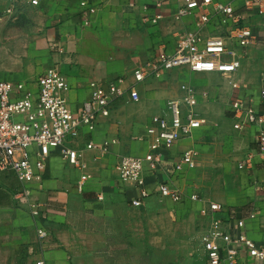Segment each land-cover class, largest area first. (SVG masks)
Instances as JSON below:
<instances>
[{"label": "crops", "instance_id": "0c3cea01", "mask_svg": "<svg viewBox=\"0 0 264 264\" xmlns=\"http://www.w3.org/2000/svg\"><path fill=\"white\" fill-rule=\"evenodd\" d=\"M160 1L163 19L144 32L137 24L138 16L146 14L145 5L151 9ZM78 2L46 0L34 7L29 0H16L14 11L7 15L9 3L0 0V81L32 84L47 68L57 66L70 85L68 103L76 110L89 99L91 81L108 82L122 76L127 84L132 83L131 72L138 64L172 54L178 33L192 29V18L180 23L171 20L176 9L171 0H135L136 7L132 10L125 7L124 1L102 0L91 27L83 28L78 25ZM154 12L151 9L147 14ZM251 26L253 43L240 54V69L233 76L224 78L182 70L164 72L159 78L136 86L138 103L130 102L127 96L119 99L109 118L100 120L92 134L82 130L77 149L83 152V161L92 175L82 192H77L76 184L83 173L67 166L58 156L52 157L40 176L25 186L31 202L37 203L41 211L39 224L48 232L42 244L45 264H159L143 260L140 248L139 259H128L126 246L112 244L115 235L119 236L117 226L127 222L128 211L138 209L131 205L138 196L137 188L120 183L114 165L121 156H143L147 152L146 144L133 138L145 134L150 119L166 101L178 96L181 84L194 86L192 82H215L208 89L213 94L211 104L220 108L227 104L224 109L228 113L214 122V131L222 133V141L228 135L231 143L225 156L212 161L237 172L236 179H230L229 197L208 200L224 207L225 213L220 216L224 219L247 220L252 215L253 219L246 223V235L257 245H264V162L257 155L258 127L244 125L241 130L234 129L238 120L229 101L237 93L241 100L251 101L255 109L264 111L259 95L264 87V18L252 20ZM52 42L61 47L60 55H52L48 49ZM190 74L192 77L187 76ZM231 82L238 85L237 91L231 88ZM206 94V99L200 98V106L208 102ZM200 130L175 144L169 159L176 160L189 149L196 151L194 140ZM105 139L118 141L105 156L84 149L90 140L100 145ZM196 153V164L200 165L201 157ZM187 176L179 177L175 185L189 196L188 190L192 188L187 184ZM155 183L156 179L149 177L147 188L153 191ZM22 189L12 171L0 172V264H33L39 257L36 225L29 216L25 198L20 195ZM151 198L158 197L152 195L141 205ZM196 207L200 212L202 206ZM200 226L201 230L207 226L202 214ZM183 264H207L204 252L197 261ZM239 264L257 263L244 252Z\"/></svg>", "mask_w": 264, "mask_h": 264}, {"label": "built area", "instance_id": "2783aa9c", "mask_svg": "<svg viewBox=\"0 0 264 264\" xmlns=\"http://www.w3.org/2000/svg\"><path fill=\"white\" fill-rule=\"evenodd\" d=\"M10 15L16 0H5ZM46 0H29V5L38 7ZM124 1L125 6L136 7L135 0ZM176 9L172 19L180 23L192 18V29L178 33L175 51L138 64L131 72L132 83L126 77H117L108 82L91 81L88 84L89 99L73 110L67 100L70 85L57 66L47 68L32 84L0 81V172L10 170L23 186L20 194L25 198L28 213L36 225L39 257L33 264H45L43 242L48 238L46 229L40 226L41 211L31 202L25 186L32 183L46 169L49 160L58 156L67 166L83 173L77 182V192L92 179L89 167L83 161V152L77 149L82 130L92 134L99 121L108 119L114 103L127 96L132 103L140 98L136 86L162 73L182 70L194 74H217L229 78L240 69L242 51L254 40L251 21L264 18V0H171ZM102 0H79L77 4L78 25L91 27L93 18L102 5ZM161 1L153 5L155 12L148 16L150 6H144V22L157 26L163 19ZM52 55H60L61 47L49 44ZM231 88L239 89L231 82ZM264 102V87L259 91ZM200 98L206 92L183 83L179 94L166 101L164 107L150 119V124L141 137L133 138L146 144L143 156H121L114 170L120 183L131 184L138 196L131 201L133 207L152 195L174 204L185 199L202 206L200 212L207 219V226L200 237V245L207 264H239L244 252L257 264H264V245H257L246 235V223L253 219L220 217L225 213L221 204L184 192L175 185L179 177L196 169L197 153L193 149L183 152L176 160L169 159L172 147L181 140L191 138L205 121L199 116ZM230 106L238 120L234 129L244 125L258 127L257 155L264 162V111L253 107L251 101L241 100L237 93ZM116 139H105L100 145L86 142V151H96L100 156L109 153ZM243 165L239 166L241 169ZM156 179L153 191L147 188V179ZM264 191V189H263ZM154 192V194H152ZM18 195H16V198Z\"/></svg>", "mask_w": 264, "mask_h": 264}, {"label": "rangeland", "instance_id": "374dc122", "mask_svg": "<svg viewBox=\"0 0 264 264\" xmlns=\"http://www.w3.org/2000/svg\"><path fill=\"white\" fill-rule=\"evenodd\" d=\"M144 16H138L137 24L146 32L151 27L143 21ZM171 20L173 21L172 18ZM192 75L187 76L192 77ZM212 83L215 82H192L194 86L208 93V102L198 109L199 116L206 121L205 128L196 133L194 140L196 151L201 157V164L198 163L196 169L187 174L189 178L186 177L187 184L192 188L188 191L202 199L229 197L230 179H236L235 174H237L227 169L229 167L222 168L212 161L213 158L225 156L231 143L228 135L222 141L220 140L222 133L218 134L214 131V122L219 121V118L224 117L228 111L224 109L227 104L222 108L211 104L214 102L211 100L213 94L211 95L208 89L213 85ZM196 205L190 201L172 204L159 197L151 198L149 203L128 211L127 222L117 226L119 236L115 235L112 244L126 246L128 259H139L138 248H140L143 260H153L159 264L197 261L202 257L199 238L203 230L200 229L201 212Z\"/></svg>", "mask_w": 264, "mask_h": 264}]
</instances>
